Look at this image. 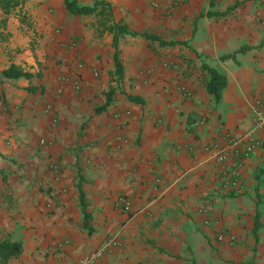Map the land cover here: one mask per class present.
Masks as SVG:
<instances>
[{
	"label": "crops",
	"instance_id": "1",
	"mask_svg": "<svg viewBox=\"0 0 264 264\" xmlns=\"http://www.w3.org/2000/svg\"><path fill=\"white\" fill-rule=\"evenodd\" d=\"M74 1L106 12L0 8V243L21 248L4 264H264V143L227 146L264 98V0Z\"/></svg>",
	"mask_w": 264,
	"mask_h": 264
},
{
	"label": "trees",
	"instance_id": "2",
	"mask_svg": "<svg viewBox=\"0 0 264 264\" xmlns=\"http://www.w3.org/2000/svg\"><path fill=\"white\" fill-rule=\"evenodd\" d=\"M25 0H0V8L3 11L4 14H8L11 9L15 8H21L24 4ZM65 7L67 11L73 15H82V14H92L97 12V6L99 5L100 8H102L98 15L104 16V12H106V9H103V4H97L93 6L92 8L89 7H80L77 5L76 1L74 0H64ZM109 12V11H108ZM110 15V13H108ZM26 18L25 15H23V20ZM115 29H118L119 31L125 32L124 27H115L110 26L109 31H113ZM117 44H118V37L116 35L113 36V47L115 49L114 53V64H115V75L118 79L121 78V68L120 63L118 60V52H117ZM203 68L208 73V80L205 83L207 92L212 95L216 102H218L221 98L222 91L224 90L226 86V79L222 75H220L215 69L204 65ZM3 76L5 78L10 79H17V78H29L30 76L27 73H24L22 70L10 66L7 71L4 72ZM131 101H138V99L129 97ZM110 101V97L107 99V103ZM21 253V248L18 243H11L7 240L0 243V263H7L8 260L12 258H16Z\"/></svg>",
	"mask_w": 264,
	"mask_h": 264
},
{
	"label": "built area",
	"instance_id": "3",
	"mask_svg": "<svg viewBox=\"0 0 264 264\" xmlns=\"http://www.w3.org/2000/svg\"><path fill=\"white\" fill-rule=\"evenodd\" d=\"M66 82V81H65ZM78 81L73 83L74 90L78 89ZM62 86L58 87L55 90V94L53 97V101L49 102L44 107V112L51 113L53 109V102L58 100L62 93ZM252 113L254 116V122H253V128L252 131L247 133L242 139H234L232 138L227 146L228 151L231 149L230 152L233 153L234 156L242 157L247 156L251 154L256 147L264 143V98H258L254 101L252 105ZM253 133H260L262 135L261 139H256L253 137ZM204 150H207V147L204 148ZM228 151L225 148H222L218 151V153L215 155V162L218 163L219 167H223L225 162L228 159ZM1 196V195H0ZM226 234L220 233L218 236L219 240H224ZM233 238L229 237V242H233ZM113 244L112 241H109L108 243H102L99 248H97L88 258L87 262H93L98 260L104 250L109 246Z\"/></svg>",
	"mask_w": 264,
	"mask_h": 264
}]
</instances>
